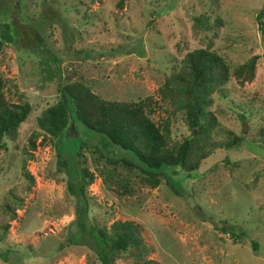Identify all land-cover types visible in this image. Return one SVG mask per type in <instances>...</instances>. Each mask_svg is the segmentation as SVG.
<instances>
[{"label": "rangeland", "instance_id": "obj_1", "mask_svg": "<svg viewBox=\"0 0 264 264\" xmlns=\"http://www.w3.org/2000/svg\"><path fill=\"white\" fill-rule=\"evenodd\" d=\"M263 4L0 0V95L7 103L30 106L15 136L0 140V264H99L91 250L75 242L78 200L67 189L71 170L63 161L77 142H96L98 137L75 124V131L69 126L56 139H42L35 124L57 99L58 72H67L71 81L105 100L150 97V119L160 125L169 115V142L177 143L194 131L180 114L167 113L157 88L175 61L207 44L230 71L256 56L252 80L238 84L230 77L210 95L208 108L218 130L242 134L245 141L215 151L190 174L176 170L171 183H177V190L163 179L154 188L144 186L132 170L107 162L112 156L99 157L91 146L81 148L80 166L93 177L84 188L87 223L108 227L126 220L138 225L150 249L147 258L156 264H264V28L255 20ZM197 15L210 22L218 18L221 24L194 30L192 17ZM38 20L46 21L41 33L45 41L23 45L26 39L17 37L23 28L18 31L15 24ZM221 227L244 233L234 243ZM251 241L257 244L255 253ZM113 264L134 263L120 258Z\"/></svg>", "mask_w": 264, "mask_h": 264}, {"label": "trees", "instance_id": "obj_2", "mask_svg": "<svg viewBox=\"0 0 264 264\" xmlns=\"http://www.w3.org/2000/svg\"><path fill=\"white\" fill-rule=\"evenodd\" d=\"M255 20L260 30H263L264 4L257 11ZM45 22L44 20V24ZM44 24L39 20L30 22L28 26L16 23V29L23 28L16 35L22 41L26 39L23 45H29L31 40L36 43L44 42L41 34ZM220 24L218 18L210 22L207 16L197 15L192 17L191 26L194 30L207 31L218 28ZM84 55V58H88L86 53ZM255 60L256 56L253 55L230 71L224 60L207 44L203 48L186 52L174 62L171 71L157 88V94L159 100L168 105L167 113L180 114L185 126L194 131L177 143L169 142V115L160 125L150 119V97L135 102L105 100L81 82L71 81L67 72H58L60 81L57 85V99L39 113L35 124L42 139H56L65 134L69 126L75 131L77 124L98 137L96 142L91 141L90 144L83 140L77 142V149L63 161L71 170L67 189L78 200L74 210V233L77 237L72 235L75 242H81V245L93 252L99 264H113L120 258L130 259L134 264L156 263L147 258L150 249L143 242L138 225L126 220H115L108 227L87 223L84 188L92 182L93 177L86 167L80 166L79 150L91 146L99 157L112 156V160L107 162L119 163L127 170H132L144 186L154 188L163 179L170 188L177 190V183H171L176 170L190 174L215 151H227L245 141L242 134L218 130V122L208 108L211 105L210 95L221 89L230 77L236 79L238 84L252 80ZM54 62L59 64L61 61L55 57ZM50 77L48 75L44 80ZM29 112L28 103H7L0 95V140L4 136L13 138ZM34 137V133L30 135V149L34 148ZM100 142L107 148V152ZM27 177L31 179L30 176ZM124 193L130 192L127 190ZM233 229L237 230L235 227L231 230L221 227L220 231H227L233 242L237 243L244 232L238 230L237 235L233 233ZM250 243L251 250L255 253L257 244L253 241Z\"/></svg>", "mask_w": 264, "mask_h": 264}]
</instances>
